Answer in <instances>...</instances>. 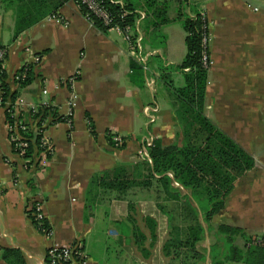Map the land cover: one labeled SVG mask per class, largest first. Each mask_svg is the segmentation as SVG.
Returning <instances> with one entry per match:
<instances>
[{"label":"crops","instance_id":"1","mask_svg":"<svg viewBox=\"0 0 264 264\" xmlns=\"http://www.w3.org/2000/svg\"><path fill=\"white\" fill-rule=\"evenodd\" d=\"M146 2L135 0L142 41L133 53L123 32L99 28L74 0L56 13L43 0H0L4 81L28 106L48 103L59 116L48 111L46 136L53 154L42 170L35 158L29 166L14 151L8 111L0 108V264H48L49 250L77 242L87 256L79 264H212L213 256L224 261L227 239L219 224L243 230L235 237L243 260L225 264H264V252L247 251L264 241V0H158L168 5L170 19L155 36L158 41ZM22 12L29 15L24 18ZM196 12L206 20L209 35L205 114L254 165L238 176L213 226H205L197 253L184 248L166 256L169 218L153 199L141 198L137 219L147 244L151 236L144 218L157 225L155 247L145 258L128 223V200L138 197L104 188L102 178L118 166L133 168L143 161L150 138L169 145L181 136L174 123V89L184 84L185 75L180 72L182 82L173 66L187 53L180 16ZM19 23L30 27L15 37ZM26 66L32 74L22 86L17 75ZM165 74L171 84L161 83ZM149 106L158 108L153 122L145 113ZM25 122L30 124L29 117ZM109 134L125 146L113 144ZM38 206L41 221L34 217Z\"/></svg>","mask_w":264,"mask_h":264},{"label":"trees","instance_id":"2","mask_svg":"<svg viewBox=\"0 0 264 264\" xmlns=\"http://www.w3.org/2000/svg\"><path fill=\"white\" fill-rule=\"evenodd\" d=\"M53 4L52 13L70 0H43ZM76 1L82 12L86 14L85 6ZM115 17V22L123 29H131L133 34H138L137 19L139 17L138 5L135 0H104ZM146 6L154 17L153 26L160 29L170 21L167 16L168 5L158 0H147ZM127 12L121 18L123 12ZM23 13V12H22ZM26 18V13H23ZM187 32V53L180 64L173 66L177 72L184 73L185 81L176 89L177 116L181 124H184V144L178 142L164 145L162 140L154 139L148 146L150 160L144 159L140 163L129 168L118 166L111 175L103 177V187L116 191L120 196H134L137 200H128V223L134 239L135 247L148 258L157 240V225L150 218L145 217V225L150 230L151 240L138 225L137 211L141 198L153 199L158 208L168 216L170 223L169 238L165 242L163 252L171 256L178 249H190L197 253V246L205 235V226L211 227L214 217L226 206L227 198L234 189L238 176L254 165L252 157L234 142L225 132L219 129L205 114L204 97L208 84V68L203 64V35L206 31V20L200 12L191 17L180 16ZM93 22L103 30H109L101 20L93 17ZM28 25H17L15 37L27 29ZM1 46V45H0ZM6 48V46H1ZM187 70V71H186ZM30 75L32 71H29ZM162 79L166 84H171L165 74ZM30 78L22 82V86L28 84ZM3 98L15 100L18 90L12 91L8 83L3 81ZM196 103L200 106L198 109ZM52 111L54 118L59 117L55 108L45 107L35 113L38 116ZM179 114V115H178ZM7 121L13 125L15 122L10 112H6ZM28 124V123H27ZM93 129V128H92ZM94 130V129H93ZM34 142L28 141L24 148V158L29 159L28 165L32 166L36 153L41 150L40 134L33 131H22ZM109 139L114 144L113 137ZM122 144L120 147H124ZM43 225H46L43 221ZM218 229L226 236V249L224 261L243 260V250L235 244V237L243 230L229 224H219ZM248 248V253L264 252V241L254 242ZM240 254V257L237 255ZM248 255V254H247ZM247 255L245 256L247 258ZM21 259V258H19ZM224 261L215 260L212 264H225Z\"/></svg>","mask_w":264,"mask_h":264},{"label":"built area","instance_id":"3","mask_svg":"<svg viewBox=\"0 0 264 264\" xmlns=\"http://www.w3.org/2000/svg\"><path fill=\"white\" fill-rule=\"evenodd\" d=\"M80 2L85 6L86 16L93 21V17L98 18L102 21V23L110 27V29H117L126 37L128 44L133 53H137V50L140 49L142 38L140 34H133L131 29H123L119 23L115 22V17L108 9V7L104 4V0H80ZM127 15V12H123L121 14V18H124ZM206 29V27H205ZM202 46L204 49L203 52V64L206 68H209L211 65V59L209 55V35L207 33V29L203 35ZM7 55V49L0 47V108L8 111L13 116L15 122L13 125L9 124V128L11 131V139L13 142V149L16 153L20 154L24 158L25 154V147L28 145V141L34 142L33 138H28L22 134V131H33L37 135H41L40 139V149L36 153V164H39L42 170H44L48 164L49 157L53 154V145L51 141L46 136V130L48 127L47 120L51 116V112H48V117H44V113H40L38 116H35V113L39 110L49 107L48 103L44 104H35L28 106L25 99L22 97H18L15 101H11V99L3 98L4 90L1 86V83L5 79V60ZM30 70L26 66L23 68L22 72L17 75V80L22 83L28 78V72ZM187 71V70H186ZM46 92V91H45ZM70 109L68 115L72 114V108L74 106V102H70ZM158 111V108L147 107L145 108V113L149 117V120L153 122L155 120V115ZM67 115V116H68ZM25 117H29L30 124L25 122ZM114 142L116 145H122L124 140L120 137H115ZM153 138H150L146 141V146L143 148L141 152V156L144 159L150 160L149 153H148V146L153 144ZM25 161H29V159L25 158ZM34 217L37 221H41L43 219L41 207H37L36 211L34 212ZM259 242H261L259 240ZM86 252L83 248L82 243H74L66 247L62 248H53L49 250L47 255V263L48 264H79L85 259Z\"/></svg>","mask_w":264,"mask_h":264},{"label":"rangeland","instance_id":"4","mask_svg":"<svg viewBox=\"0 0 264 264\" xmlns=\"http://www.w3.org/2000/svg\"><path fill=\"white\" fill-rule=\"evenodd\" d=\"M163 27H160V29L158 30V31H156L155 32V34H154V38L158 41V38H156L155 36H157V37H159L160 35H161V29H162ZM179 74H180V77H181V79H182V82H183V74L182 73H180V72H178ZM177 78H178V76H177ZM161 83H163V84H165V81L163 80V79H161ZM183 84H181L180 86L178 85V87H181ZM177 86L175 87V88H178ZM175 91H176V89H174ZM177 100V99H176ZM177 102H179L178 100H177ZM178 106V105H177ZM196 107L199 109L200 108V106L196 103ZM178 107H175V109H177ZM204 109H205V107H204ZM179 115V114H178ZM174 116V123H175V125H176V128H177V130L181 133V136H179L178 137V139L177 138H175V136H174V138H172V140L170 141V143H172L173 141H175V140H178L179 142H181L182 140H183V142H182V144H184L185 142H184V136H183V134H184V124H181L180 122H179V120H178V116H177V111L175 110V115H173ZM144 120H146V119H144ZM145 135V134H144Z\"/></svg>","mask_w":264,"mask_h":264}]
</instances>
